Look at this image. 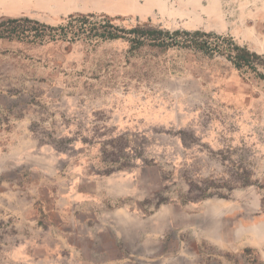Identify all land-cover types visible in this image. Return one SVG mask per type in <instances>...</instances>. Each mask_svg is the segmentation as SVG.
Returning a JSON list of instances; mask_svg holds the SVG:
<instances>
[{
    "label": "rangeland",
    "instance_id": "rangeland-1",
    "mask_svg": "<svg viewBox=\"0 0 264 264\" xmlns=\"http://www.w3.org/2000/svg\"><path fill=\"white\" fill-rule=\"evenodd\" d=\"M91 12L213 49L0 37V264H264V0H0Z\"/></svg>",
    "mask_w": 264,
    "mask_h": 264
},
{
    "label": "trees",
    "instance_id": "trees-1",
    "mask_svg": "<svg viewBox=\"0 0 264 264\" xmlns=\"http://www.w3.org/2000/svg\"><path fill=\"white\" fill-rule=\"evenodd\" d=\"M114 19V17L107 14H97L92 12L70 14L67 23L60 25L47 24L28 16L0 18V37L19 38L36 42L57 39L66 41L84 39L94 43L97 41L125 38L129 37L131 34H136V36H131L129 38H132V41H135L138 44H141L146 39L150 38L159 45L171 46L180 44V41L176 36L184 33L191 36V38L184 42L186 45H191L192 43L194 46L207 52H210V50L213 49L209 41L201 39L202 36L206 35V32L204 31L196 30L194 32H189L176 30L171 32L169 30L142 27L126 29L114 23ZM161 35L170 36L171 40L165 42ZM225 51L227 57L237 68L252 69L256 71L257 76L264 79V73L258 71L256 66L259 63V61L257 62V59L264 60L263 55L250 50L246 46H241L232 40L228 42Z\"/></svg>",
    "mask_w": 264,
    "mask_h": 264
},
{
    "label": "bare ground",
    "instance_id": "bare-ground-1",
    "mask_svg": "<svg viewBox=\"0 0 264 264\" xmlns=\"http://www.w3.org/2000/svg\"><path fill=\"white\" fill-rule=\"evenodd\" d=\"M217 205V204H216ZM227 205V204H226ZM215 206V205H214ZM217 207V206H216ZM224 207V206H223ZM231 208V207H230ZM217 208H215V210H216ZM219 209V208H218ZM217 211V210H216ZM258 234V233H257ZM259 236V235H258ZM255 237V236H254ZM256 239V238H255Z\"/></svg>",
    "mask_w": 264,
    "mask_h": 264
}]
</instances>
